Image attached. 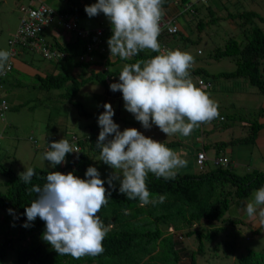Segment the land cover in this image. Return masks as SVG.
I'll list each match as a JSON object with an SVG mask.
<instances>
[{"label":"clouds","instance_id":"1","mask_svg":"<svg viewBox=\"0 0 264 264\" xmlns=\"http://www.w3.org/2000/svg\"><path fill=\"white\" fill-rule=\"evenodd\" d=\"M64 1L68 4L67 0ZM178 1L96 0L95 3L86 5L84 8L83 3L88 0H79L77 4L65 7L57 4V9H53L47 4L56 5V0H16L15 6L19 13L18 28L12 39H7L6 49H0V83L3 76L7 74L12 76L13 70L33 78L34 74L41 73L23 63L24 60H20L24 53L33 52L42 60L52 61L46 68L47 73L54 68V63L63 61L68 55L66 51L58 49L69 45L82 48L84 45V53L78 59L91 64L89 68L81 71L84 73L82 76L91 72L96 77L93 80L102 86V93L112 92L122 95L125 109L134 115L142 127L149 129L155 124L166 136L179 134L184 137L190 136L193 130L198 128L201 136H193L200 141V146H197L198 150L194 155V164L198 165L199 171L202 170L203 159L207 160L206 164L210 161L214 167L225 165L231 167V160L224 154L225 147L220 148L217 155L214 154L211 159H208L207 151L202 150V134L212 127H233L238 135L230 136L226 142H215L216 150V145L227 143L233 138L237 139L245 133L247 127L243 118L248 113L243 112L244 116L239 121L241 127L239 132L235 129V122L227 123L226 109L237 112L242 110L235 101V97L226 99L223 106L220 104L223 88L227 85L222 86V83H219L222 79L215 74L220 72L208 73L213 59L212 55L203 50L201 42L206 40L205 43H210L209 38L206 39L201 34L198 37V43L194 40L191 44L183 45L181 40L173 42L166 37L167 33L176 34L175 25L182 24L185 27L183 20L186 16H191V7L204 3L206 0H185L183 3ZM85 13L89 17L105 15L110 23L98 20L92 27L81 26L79 21L85 18ZM22 20L26 26H22ZM263 23L264 21L257 20L253 22L256 26ZM219 25L215 28L216 32L225 27L224 23ZM249 25L251 22L246 23L245 29L248 30ZM46 26H57L61 32L52 34L49 43L43 42L41 38L37 41L28 40L34 36L45 38ZM261 29L264 31V27ZM184 33L187 37L191 31L186 29ZM66 39H69V43ZM189 49L190 52H188ZM193 49L195 51L191 54ZM145 50L155 52L156 55L146 59H135L131 63L125 62L132 61ZM98 54L103 55L101 60ZM16 58L20 64L17 63ZM263 67L264 59H260L259 71H264ZM260 73L262 76L264 72ZM215 76L216 79H213ZM91 81H77L76 93L68 92L67 86L62 87L59 93L63 95V98L59 93L47 96L57 105L58 100L63 103L60 117H64L66 109H71L75 113V116L72 113L74 118L83 117L89 120L84 126L85 132L78 133L67 124H62L61 129H54L48 139L43 131L36 128L59 126L57 124L59 115L58 110L52 113L46 109L43 114L44 124L32 122V127L36 130L29 129L30 135L27 141L34 147H37V143L43 145V149L47 151L42 154V158L48 161L51 167L56 165L62 167L67 154L80 152L79 142L88 139L87 127L91 124L100 126L95 146L99 149V160L113 169L108 179L109 188H113V180L118 179L119 192L127 199H138L142 207L162 203L166 197L164 195L153 197L147 187L149 173L158 179H174L177 170L185 166L187 161L164 143L145 136L136 128L128 127L121 131L119 125L112 119L114 110L108 102L103 104L104 111L99 114L97 124L95 113L85 110L82 95H80L81 91L92 97L100 95L94 90ZM9 82L8 85L0 84V121H4V114L9 106L4 92L8 87L15 86L13 76L10 77ZM73 82H69L68 85ZM239 84H242V87H238L239 90L242 88L253 92L252 88L244 86L243 82L235 85ZM34 85L35 83L32 82V90L37 91ZM259 97L264 96L259 95ZM9 102L12 104V101ZM14 104L18 108L20 103ZM21 105L23 106V103ZM222 108L224 113L219 112ZM81 112L87 113L88 117H84ZM229 146L231 145L226 147ZM199 154L201 159L197 162ZM247 172L250 171L242 174ZM237 173L240 171L238 170ZM36 175L34 168L28 167L19 174V179L24 184H30ZM44 179L45 182L42 185L32 184L27 189L29 195L35 193L36 196L31 200L30 206L25 207L24 215L27 219L22 226L26 228L31 226V222L37 217L44 221L43 239L58 255H69L79 260L85 256L95 257L102 254L103 241L111 230V225L106 226L98 213L108 203L111 193L105 188V182L100 178L98 169L89 166L84 179L71 171L66 174L49 171ZM124 211L125 214H129V210ZM9 212H12V209H9ZM4 215L8 216V214ZM246 215L249 219L257 221L256 228L260 232L251 238L258 237L264 232V185L254 190L246 202ZM8 217L10 218V215ZM239 219L241 220L240 217ZM241 221L247 223L244 220ZM242 228L249 230V227L245 225L240 227L242 235H246L247 231ZM168 231L171 233L173 230L168 228ZM182 238L184 241L185 238L182 235L176 239L182 240ZM205 244H203V251H205ZM209 246L211 245H207L211 250ZM179 248V251L187 254L189 264V250ZM192 251H196V248ZM211 254L212 252L209 255Z\"/></svg>","mask_w":264,"mask_h":264},{"label":"trees","instance_id":"2","mask_svg":"<svg viewBox=\"0 0 264 264\" xmlns=\"http://www.w3.org/2000/svg\"><path fill=\"white\" fill-rule=\"evenodd\" d=\"M184 1L179 0L178 2L183 3ZM224 4L226 2L206 0L195 7L192 6L190 11L192 19L191 16H186L183 20L185 27L182 24L175 25L176 34L167 33L166 37L173 42L181 40L182 44L186 45L194 40L198 43V37L202 34L206 39L209 38L211 43L209 44L212 46L215 45L217 34L215 25L218 23L219 27V24L224 23L225 27L221 30L228 40H223L214 47L212 59L215 61L218 59L232 60L234 69L215 75L221 79L242 78L247 87L254 88L260 96H264V80L260 73L264 71H259V60L264 59V31L253 24L254 20L263 22L264 15H259L250 6L257 4V0H239L237 4L235 3V8L240 5L237 8L240 12L227 13L225 16L223 14L226 9ZM216 12L219 14L217 15ZM237 19L238 23L235 21ZM250 22L249 29H245L246 23ZM186 29L191 31L187 37L184 33ZM230 34L234 35L228 36ZM40 38L43 42L49 43L47 38L39 36L28 40L37 41ZM66 42L69 43V39H66ZM55 47H57L56 44ZM58 50L68 53L63 61L54 63V68L46 74H34V89L36 88L41 96L55 95L66 86L68 92L76 93L78 91L77 81L88 82L96 79L91 72L82 76L84 73L81 71L89 68L91 64V62L78 59L84 53V45L82 48L69 45ZM154 55H156L155 52L145 50L132 61L125 62L131 63L135 59H146ZM102 56L98 54L100 60ZM216 76L213 79H216ZM10 77L12 76L8 74L3 76L0 84L8 85ZM72 81L74 82L68 85ZM15 83L16 81L14 85ZM60 95L63 98V95ZM8 104L11 108L12 104L10 102ZM21 106L18 104V108ZM81 113L84 117H88L87 113ZM256 115L257 119H246L247 129L242 136L216 145L215 154L217 155L220 148L227 145L251 143L257 131L264 127V123L257 122L262 117L260 106L256 110ZM47 127L49 126L45 128ZM87 129L88 139L79 142L80 152L67 154L62 167L56 165L52 170H43L31 166L37 175L32 178L30 184H24L19 179V174L25 169L14 171L0 165V175L3 177L0 184V214H13L17 218L16 223L10 218L7 221L12 227L14 225L15 229L9 228L5 220H0V231L5 226L10 229L0 239V264H178V251L181 246L175 238L181 235L187 240L197 242L196 251L189 250V264H195V255L204 253V243L211 245L209 246L211 252L214 251L215 256L220 257L225 264H264V247L255 251L245 247L249 246L246 241L242 243L244 246L241 245L239 237L242 235L240 229L242 225L249 227V232H246V236L250 237L249 242L252 239L251 236H256L260 230L256 228V220L250 221L251 225L242 222L241 220L244 219H239L237 207V205L242 206L254 190L264 185V172L251 170L240 174L233 171L230 166L226 167L227 165L204 169L206 159L201 161L202 170L199 171L198 165L195 164L197 171H193L191 164L198 150L197 146H192L191 151L187 153L189 156L187 165L177 170L174 179H158L149 173L147 187L153 197L158 195L166 197L162 203L142 207L138 199L129 200L120 193V185L109 188L108 183H105V188L109 189L111 195L108 203L101 208L98 215L106 226L111 225V230L103 241L104 252L95 257L85 256L79 260L69 255H58L43 239L44 221L37 217L31 222V226L27 228L22 226L27 219L24 215L25 207L30 206L31 200L36 196L35 193L29 195L27 189L32 184L42 185L49 171H59L65 174L71 171L74 175L84 179L86 169L93 160L105 166L106 164L99 160V149L95 146L100 126L91 124ZM195 131L198 132V128L192 132L197 135ZM45 136L49 139L51 133H45ZM202 150L207 151L204 145ZM183 152L184 150L180 155ZM9 209H12V212H9ZM125 209L129 210V214H125ZM225 214L229 215L223 216ZM168 228L173 231L170 233ZM187 245V242L183 243L184 248ZM240 246H242L241 249ZM236 249L240 252L242 250L244 254L237 256ZM228 255L230 258H227Z\"/></svg>","mask_w":264,"mask_h":264},{"label":"rangeland","instance_id":"3","mask_svg":"<svg viewBox=\"0 0 264 264\" xmlns=\"http://www.w3.org/2000/svg\"><path fill=\"white\" fill-rule=\"evenodd\" d=\"M15 1L16 0H0V49H6V42L7 39H12L13 35L15 34L17 28H18V16L19 13L17 11V7L15 6ZM68 4L63 2V0H56V5L54 4H47L49 7L53 9H57V4L60 5V7H65L71 4H77L79 0H67ZM239 0H219V3L226 2L224 6L226 9L224 10L223 14L224 16L227 13L234 14L235 9V3L237 4ZM96 0H88V2L83 3L84 8L86 5H90L95 3ZM254 8V10H257V4L250 5ZM249 7V6H248ZM236 11L240 12L239 9ZM218 15L219 13L216 12ZM100 20L103 23H110L109 20L105 17V15L99 14L93 17H89L85 13V18L83 20L79 21V24L84 27H92L95 25V22ZM229 21V20H228ZM236 23L239 22V20H235ZM227 22V21H226ZM111 25V24H110ZM261 28L264 27L263 25L257 24ZM218 27V23L215 25V28ZM57 32H61L60 28L57 26H46L44 29V35L45 38L48 40L50 39V36L52 34H56ZM234 34H230L228 36H231ZM215 45L213 47L210 46V44H205L206 40H203L201 42V47L203 50L209 54L212 55L214 47L218 46V43H221L223 40H228V37L226 34L223 32V30L217 31V34L215 35ZM201 50L200 47H197ZM195 50H192V53ZM190 52V49L188 50ZM18 60V58H16ZM20 60H24L23 63H25L27 66L33 67L36 71L41 72V73H46V68L49 66L52 61H46L42 60L40 56L36 53L33 52H27L24 53L21 57ZM18 64H20V61H17ZM234 69V63L232 60L229 59H218V60H213V62L210 64V67L208 69V73L212 74L213 72H223V71H231ZM12 76L14 77L16 83L15 86L8 87L6 89L5 94V99L7 103L9 101H12L11 108L8 107L7 111L4 114V121H0V165L4 166L5 168H10L14 171L20 170V169H26L31 166H35L39 169L43 170H52L53 167L49 164L48 161L44 160L42 158V154L47 151L43 149V145L40 143H37L36 146L34 147L32 144H30L27 141V137L30 135L29 129L32 128V130H40L43 131L44 133H51L52 129H61L62 124H67L68 127L73 129L74 131L81 133L85 132L84 126H86L89 122V120H86L83 117H77L74 118L73 114L75 116V113H73V110L71 109H66L65 110V115L64 117H60V114L62 113V104L59 102L57 105L56 102L48 97L45 96H40L38 94V91H33L32 90V82H33V77L25 74L23 72H19L17 70H13ZM262 79L264 80V73L262 74ZM236 80V81H235ZM19 81V85H18ZM243 82L244 86L245 82L244 79H222L219 83H222V86H226L225 89L222 91V95L220 98V104L223 106L224 103L226 102V99L228 98H234L235 97V84ZM94 88V90L97 91V94H102L103 89H101V85L98 84L96 81L92 80L90 82ZM234 87V88H233ZM252 88V87H251ZM254 92V98H250L248 100L249 103H253V101L256 99H261L262 97H259V94L255 91L254 88H252ZM39 95L38 97H36ZM80 95H82V100L83 104L85 105V110L89 111L90 113H95L96 109L98 107V98L92 97L88 93L81 91ZM226 96V97H225ZM36 97V98H35ZM14 99V100H13ZM26 103L25 105L21 106L20 108H16L17 106L14 103ZM34 105V106H33ZM258 106H262L260 103L256 105L253 108L248 110V114L246 115L245 118H243L244 121L246 119H253V118H258L256 115V110ZM46 109H49L52 113L56 112L58 110V121L57 124L59 126L51 128V127H37L36 129L32 127V122H38L39 124H44V112ZM219 112L224 113V109H220ZM73 113V114H72ZM226 113L228 114V119L227 123L229 122H235L236 123V130L239 132V121L241 117L244 116L243 112L240 111H235V110H228L226 109ZM61 119V121H60ZM236 120V121H235ZM115 123L119 125V129L122 131V128H128V127H133L136 128L138 131H140L142 134H144L147 137H150L154 140L160 141L164 143L166 146H175L171 147L174 151H176L178 154H180L182 151L181 149L184 150V152L181 154L182 158H184L186 161L188 160L189 156L187 153L191 151L192 146H200V141L198 139L193 138V135L195 133H191L190 136L184 137L179 134H174L170 136H166L165 133H163L155 124L151 126L149 129H145L142 127L141 123L139 121L133 120V119H128L127 117H118L116 120H113ZM235 131V130H234ZM196 134L200 137L201 135L195 131ZM238 135L237 132H234L232 136L236 137ZM172 139V140H170ZM203 140L205 138L203 137ZM226 154L230 160H231V168L233 171L238 172V168L240 166H237L235 162V157L232 153H224ZM211 155L209 154L208 159H211ZM241 157V163H245L243 160L244 155H239ZM187 165V163H186ZM185 165V166H186ZM90 166H94L98 169L100 173V178L104 180L105 183H108V179L110 178L113 169H111L108 165H102L101 163L95 162V160L92 161ZM214 166L213 164L208 161V164H206L203 168L204 169H212ZM237 167V168H236ZM191 170H196L197 167L194 164V158L193 162L191 164ZM241 174L243 172H240ZM3 181V177L0 175V184ZM114 186L119 185V180L115 179L113 180ZM229 214H225L223 216H227ZM9 216V215H8ZM8 216H4L3 214H0V220L3 219L6 222L9 220ZM11 220L16 223L17 218L13 214H10ZM8 223V222H7ZM9 228H14V225L10 223ZM7 226L3 227V230L0 231V239H2L3 234H6L10 229ZM15 229V228H14ZM244 231H248L246 228H242ZM249 232V231H248ZM239 233V232H238ZM240 234V233H239ZM241 235V234H240ZM240 242L241 245L246 241V243H249V246H245L248 248H251L255 251H259L264 247V232H262L258 237H255L250 240L246 235H241L240 237ZM176 239V238H175ZM177 240V239H176ZM179 242V245L184 248L183 243H188L187 250H194L197 248V242L192 241V240H187L185 239L182 240H177ZM205 244V243H204ZM244 246V245H242ZM240 246V249L242 248ZM204 254L203 255H197L195 257L196 259V264H225L220 257L215 256V252L212 251L211 256L209 255L211 250L207 247V245H204ZM143 251V249H142ZM244 251V250H243ZM244 252H240V250L236 249V255H243ZM179 255V264H188L187 260V254H185L183 251L178 252ZM218 255V254H217ZM222 256V254H221ZM227 258H230L228 255ZM184 259V260H181Z\"/></svg>","mask_w":264,"mask_h":264},{"label":"crops","instance_id":"4","mask_svg":"<svg viewBox=\"0 0 264 264\" xmlns=\"http://www.w3.org/2000/svg\"><path fill=\"white\" fill-rule=\"evenodd\" d=\"M255 12H257L259 15L264 14V0H257V10ZM238 87H242V84L235 85V95H236L235 101L241 107L242 112L248 113V110L252 108V105L254 108L256 105L260 103L262 105L260 106L262 109V117L259 118L257 122L264 123V97H262V101L261 99L258 100L255 99L253 103L248 104V100H250V98H254L253 92L249 91V89L240 88L241 90H239ZM96 97L98 98L97 101L98 107L95 112L96 122L98 120L99 114L104 111L103 104L105 102L110 103L113 107L114 110V116L112 117L113 120H116L120 116L127 117L128 119L136 120L134 115L125 109L122 95L112 92H104ZM229 129L232 130L229 131ZM233 133H234V129L232 126H223V127L217 126V127H212L211 129L208 128V130H206V132L202 134V141L204 148L207 150V154L209 153L214 155L216 151L214 148L215 146L214 143L218 141L226 142L227 140H229L228 138L233 135ZM203 137L205 138V140H203ZM168 147L171 148L175 146H168ZM223 150L227 153L230 152L234 155L235 161L233 160V162H235L237 166H240L238 168L240 172L251 171V170H260L264 172V127H262L260 130L257 131V133L255 134V138L251 143L233 145V146L225 147ZM181 151H183V149H181ZM239 155H244L243 160L245 161V163H241V157ZM252 193L249 195V198L251 197ZM248 200H246V202ZM246 202L242 206H238L237 204L236 205L238 207L239 217L243 218L244 221H246L247 223H250V221H253L254 219H249L248 216L246 215Z\"/></svg>","mask_w":264,"mask_h":264},{"label":"built area","instance_id":"5","mask_svg":"<svg viewBox=\"0 0 264 264\" xmlns=\"http://www.w3.org/2000/svg\"><path fill=\"white\" fill-rule=\"evenodd\" d=\"M22 26H26V23H24L23 20H22ZM45 55H46V53H45ZM200 159H201V155L199 154V155H198L197 162H200Z\"/></svg>","mask_w":264,"mask_h":264}]
</instances>
